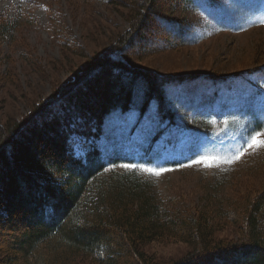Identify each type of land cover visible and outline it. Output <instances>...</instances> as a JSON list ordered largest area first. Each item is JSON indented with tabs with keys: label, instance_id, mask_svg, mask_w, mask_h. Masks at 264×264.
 Returning <instances> with one entry per match:
<instances>
[{
	"label": "trees",
	"instance_id": "trees-1",
	"mask_svg": "<svg viewBox=\"0 0 264 264\" xmlns=\"http://www.w3.org/2000/svg\"><path fill=\"white\" fill-rule=\"evenodd\" d=\"M104 2L126 9L131 29L85 57L87 67L74 81L35 105L25 121L0 123V236L21 226L0 241V264H264V161H247L249 176L263 180L260 188L219 177L207 202L193 209L169 207L149 178L102 155L99 142L112 112L145 114L155 101L162 120L171 122L169 86L190 92L204 82H230L213 70L163 73L130 63L136 41H147L142 29L154 14L146 11L157 0ZM15 26L0 17V40ZM161 30L163 47L185 43L183 31ZM228 188L238 192L229 195ZM151 241L192 248L180 258L155 257L143 249Z\"/></svg>",
	"mask_w": 264,
	"mask_h": 264
},
{
	"label": "rangeland",
	"instance_id": "rangeland-1",
	"mask_svg": "<svg viewBox=\"0 0 264 264\" xmlns=\"http://www.w3.org/2000/svg\"><path fill=\"white\" fill-rule=\"evenodd\" d=\"M125 10L104 0H0V17L16 23L0 40V123H22L35 105L72 83L86 58L130 28ZM147 13L158 21H147V41H136L130 63L163 73L213 70L230 82H204L189 93L169 86L171 122L162 120L155 101L145 114L112 112L99 142L102 155L117 159L119 168L135 166L171 208L199 209L219 177L232 175L257 190L263 180L249 176L247 161H264V72L257 70L264 67V0H157ZM163 27L183 31L185 43L163 47L156 34ZM229 188V195L238 192ZM16 230L1 234L6 239ZM191 248L183 241L143 245L162 258H180Z\"/></svg>",
	"mask_w": 264,
	"mask_h": 264
},
{
	"label": "snow or ice",
	"instance_id": "snow-or-ice-1",
	"mask_svg": "<svg viewBox=\"0 0 264 264\" xmlns=\"http://www.w3.org/2000/svg\"><path fill=\"white\" fill-rule=\"evenodd\" d=\"M123 167L130 168V167H135V166H133V165H123ZM144 170L147 171V172H150V173H153V171H154L152 169H144ZM154 174L159 175L158 172H155Z\"/></svg>",
	"mask_w": 264,
	"mask_h": 264
}]
</instances>
